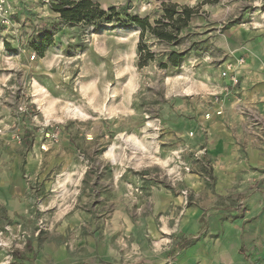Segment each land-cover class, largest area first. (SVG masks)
Masks as SVG:
<instances>
[{"label": "rangeland", "instance_id": "1", "mask_svg": "<svg viewBox=\"0 0 264 264\" xmlns=\"http://www.w3.org/2000/svg\"><path fill=\"white\" fill-rule=\"evenodd\" d=\"M95 1L152 22L162 3L196 7L177 47L190 52L165 75L158 62L139 68L137 29L64 25L40 57L29 43L59 16L48 0H10V27L0 24V264H229V254L181 248L199 233L228 250L227 230L207 234L201 211L260 219L251 239L231 243L242 256L233 264H264V0ZM239 47L248 49L236 57ZM252 48L261 67L228 86L222 70L243 59L240 70Z\"/></svg>", "mask_w": 264, "mask_h": 264}, {"label": "trees", "instance_id": "2", "mask_svg": "<svg viewBox=\"0 0 264 264\" xmlns=\"http://www.w3.org/2000/svg\"><path fill=\"white\" fill-rule=\"evenodd\" d=\"M50 10L58 15V21L52 23L42 32L38 40L31 41L29 46L43 57L47 48L53 46L54 36L64 25L81 26L85 29H100L106 24L119 28L137 29L140 31L138 45V66L144 67L158 62L165 75L177 72L187 59L189 49L178 50L181 44L180 36L190 27V22L198 14L196 7L180 5L175 2L162 3L161 16L153 22L149 16L142 17L128 11L126 8L109 6L106 9L95 0H48ZM156 39L170 47L161 53L154 52L144 42L145 37ZM206 213L201 216L202 222L206 221ZM199 239V237L184 238L181 248L186 249Z\"/></svg>", "mask_w": 264, "mask_h": 264}, {"label": "crops", "instance_id": "3", "mask_svg": "<svg viewBox=\"0 0 264 264\" xmlns=\"http://www.w3.org/2000/svg\"><path fill=\"white\" fill-rule=\"evenodd\" d=\"M256 43L257 42L256 41L254 42L253 40L251 47L252 45L254 46V44ZM246 47L236 48V50L234 51L235 56L239 57V56L245 55L246 49H248ZM251 51H252V54H251L252 57H250L251 58L250 61L247 60L245 65L242 66L240 70H238L240 83L242 81L241 80L242 75H243L242 71H244L245 67H248V66L251 67L252 64L261 67V61L253 56L255 53H258V51L254 48H252ZM262 54H264V51L261 52V55ZM226 80H227L226 84L228 86L233 87L231 85L230 79L226 78ZM203 213L204 212L201 211L194 218L198 219V222L200 221L201 226H203L204 228L207 227L208 229L207 234H215V233L222 234V233H225L227 230L229 251L227 250L226 246L225 247L215 246L214 248L210 246L208 247L207 238L205 239L204 238L205 236L203 237L199 233L197 235L192 236V237H199V239L193 244V246L186 248L185 250L186 251L190 250L192 252L195 250H198L199 256H195V255L194 256L199 257V258L206 257V258H212V259H220V258L224 259L227 256V254H229V264H233L234 258H241L242 256H240L239 251L234 246H232V243H236V244L238 243L240 245L243 240L251 239L254 233L257 234L258 228H260L261 220L256 219V221H252V220L249 221L248 219L250 218L251 214L248 212L241 213L239 215L238 213L230 214L226 211V217H223V219L221 218V216L214 213V214L206 216L205 217L206 221L202 222L201 216L203 215ZM231 215H234V216L231 217ZM229 242L230 243L232 242V243L230 244Z\"/></svg>", "mask_w": 264, "mask_h": 264}, {"label": "built area", "instance_id": "4", "mask_svg": "<svg viewBox=\"0 0 264 264\" xmlns=\"http://www.w3.org/2000/svg\"><path fill=\"white\" fill-rule=\"evenodd\" d=\"M0 24L5 28L10 27V0H0ZM236 63L237 65L243 64V59L237 60ZM236 66L234 64H230L221 72L223 77L230 79L233 87H236L239 83V73Z\"/></svg>", "mask_w": 264, "mask_h": 264}]
</instances>
